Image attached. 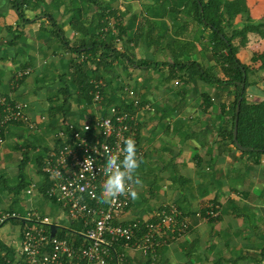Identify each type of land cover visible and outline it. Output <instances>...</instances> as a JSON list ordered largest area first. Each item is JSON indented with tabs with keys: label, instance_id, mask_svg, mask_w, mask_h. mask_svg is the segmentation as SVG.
Here are the masks:
<instances>
[{
	"label": "crops",
	"instance_id": "crops-1",
	"mask_svg": "<svg viewBox=\"0 0 264 264\" xmlns=\"http://www.w3.org/2000/svg\"><path fill=\"white\" fill-rule=\"evenodd\" d=\"M91 1L95 0H29L21 19L13 8L14 0H0V95L27 104L30 118L40 123L37 131L20 124L6 129L0 147V175L16 180L24 155L29 153L26 177L41 185L44 177L37 175L35 159L55 145L49 115L56 104L64 102L59 94L64 85L61 78L70 75L73 59L58 34L62 29L70 45L88 41L90 36L78 33L70 20L75 12L86 11L80 22L84 29H92L99 10ZM244 2L254 23L264 21V0ZM97 3L116 12L109 20L111 35L120 37L116 47L130 60L114 65L107 79L112 88L107 95L117 91L116 102L131 106L123 91L129 84L141 103L151 107V111L137 112V142L145 154L135 173L137 196L121 220L149 219L166 204L177 205L191 220L189 233L179 239L165 237L154 259L124 250L126 264H172L173 258L176 264H264V154L251 156L224 140L222 130L227 122L223 114L234 101L233 88L205 83L199 68L192 65L214 71V77L223 76L213 56L211 31L195 19L190 0ZM243 26L238 15L229 29ZM254 52H264V38L249 34L238 58L250 65ZM184 64L176 75L170 69ZM25 69L31 73L12 92L15 74ZM248 95L250 101H264V83L249 88ZM71 102L69 123L81 125L98 114L92 104ZM30 205L43 215L57 212L42 196ZM217 205L216 219L197 217Z\"/></svg>",
	"mask_w": 264,
	"mask_h": 264
},
{
	"label": "built area",
	"instance_id": "built-area-1",
	"mask_svg": "<svg viewBox=\"0 0 264 264\" xmlns=\"http://www.w3.org/2000/svg\"><path fill=\"white\" fill-rule=\"evenodd\" d=\"M30 73V69H25L15 74L12 92ZM90 84L92 105L98 114L81 125L65 122L55 132V145L42 163L48 181L45 192L40 194L39 182L31 181L23 193V213L0 211V227L10 220L23 223L18 243L14 242L12 247L5 245L7 250L0 251V264H126V249L154 259L165 237L179 239L189 233L190 217L175 204L163 205L149 219L124 223L122 214L130 209L133 198L127 193L114 199L103 196L108 154L122 157L124 141L131 137L139 160L143 159L145 152L137 142V112L151 111V107L142 104L134 89L125 84L123 91L131 100L133 112L112 105L107 108L109 116H105L102 104L106 83L91 79ZM0 108V147L6 129L12 124L23 125L30 131L39 130L40 123L30 118L27 104L0 95ZM129 187L135 191L134 182ZM38 196L56 207V218L42 216L32 208L30 204ZM218 216L219 206L209 207L205 216L197 214L204 221ZM66 223L69 227L73 224L79 227L75 234L79 241L70 234L58 237L61 231L70 232ZM52 225L58 226L54 237L50 235Z\"/></svg>",
	"mask_w": 264,
	"mask_h": 264
},
{
	"label": "trees",
	"instance_id": "trees-1",
	"mask_svg": "<svg viewBox=\"0 0 264 264\" xmlns=\"http://www.w3.org/2000/svg\"><path fill=\"white\" fill-rule=\"evenodd\" d=\"M27 1L29 0H14L13 8L21 19L24 18V7ZM190 1L193 3L195 19L211 31L210 41L213 45V56L217 64L221 67L220 70L223 76L221 78L214 77L212 75L214 71L204 69L196 63L192 65L196 69L199 68L200 77L205 83L233 88L234 101L232 106L228 108V113L223 114L227 123L225 122L226 124L222 130V137L229 144L235 145L233 137L237 124V139L239 145L247 151V154L256 157L261 156L264 154V101H250L248 99V90L253 86H257L260 82L264 83V52H254L250 65H244L239 60L238 53L241 48L246 47L249 34H256L264 38V21L254 23L251 20L244 0L235 2H229L227 0ZM89 4L99 10L92 29H84L83 23L80 22L86 11L80 10L78 13L75 12V18L70 20L72 27L78 33L85 35V37L90 36L88 41L82 40L80 43L70 45L62 29H60V33L58 34L59 40L73 56V59L69 63L70 75H65L63 79L61 78L64 85L59 94L63 96L64 102L62 104H56V107L52 109L49 115L48 128L54 132L67 122L70 108L72 107L71 101L75 100L77 104L84 106H90L92 104L91 92L93 91V86L90 84L91 79H101L106 83V88L103 91V115L109 116L107 108L112 105L121 108L126 107L127 111L130 112L134 110L132 105H120L116 102L114 97L117 91H112L111 94H108L109 96L107 95L108 90L112 89L109 88L111 85L110 83L107 84V79L112 76L116 62L128 61L130 63L128 56L116 47L120 37L112 36V31L109 29V20L116 17V12L98 4L97 0L94 2L91 1ZM238 15L242 16L244 26L241 29L230 32L229 28ZM225 22L227 25H224ZM236 41H238L237 44L235 43ZM186 66L187 64L173 65L170 66V69L176 75ZM23 81L24 79L20 81V85ZM209 106L210 103L207 107ZM239 106L240 111L237 113ZM224 107H222V110H224ZM50 151L51 148L43 150L35 159L37 175L44 177L39 187L40 194H43L48 186L46 176H43L42 163L44 160L43 155L46 154L47 156ZM28 162L29 153H26L16 180H12L6 175H0V211L23 213V193L30 184L25 174V167ZM78 230L79 227L73 224L69 229V233L61 231L58 233V237L63 238L70 234L79 241L80 237L75 235L78 233ZM6 250L5 245L0 244V251Z\"/></svg>",
	"mask_w": 264,
	"mask_h": 264
},
{
	"label": "clouds",
	"instance_id": "clouds-1",
	"mask_svg": "<svg viewBox=\"0 0 264 264\" xmlns=\"http://www.w3.org/2000/svg\"><path fill=\"white\" fill-rule=\"evenodd\" d=\"M122 157L116 153L108 154L105 164V180L103 182V196L114 199L128 194L135 199L137 192L130 189L132 182L139 184L135 173L141 161L138 158L136 143L131 137L125 139L122 148ZM172 264H176L173 258Z\"/></svg>",
	"mask_w": 264,
	"mask_h": 264
},
{
	"label": "rangeland",
	"instance_id": "rangeland-1",
	"mask_svg": "<svg viewBox=\"0 0 264 264\" xmlns=\"http://www.w3.org/2000/svg\"><path fill=\"white\" fill-rule=\"evenodd\" d=\"M45 204H50L48 203L47 200H45ZM25 202H23L22 207L24 208ZM36 210V209H35ZM40 214L43 216V212L38 210ZM47 216H50L51 218H56L54 213L52 215L47 214ZM68 226L67 228L70 229L69 224L66 223ZM22 223L16 220H10L8 221L5 225L0 227V244L1 245H10L11 247L14 246V242L18 243L19 241V235L20 232L22 231ZM67 229V230H68Z\"/></svg>",
	"mask_w": 264,
	"mask_h": 264
},
{
	"label": "water",
	"instance_id": "water-1",
	"mask_svg": "<svg viewBox=\"0 0 264 264\" xmlns=\"http://www.w3.org/2000/svg\"><path fill=\"white\" fill-rule=\"evenodd\" d=\"M244 78H245V76H244ZM239 111H240V106L237 108V113H239ZM237 135H238V125L236 124L235 129H234V137H233V140H234L236 146L239 149L243 150V147H241L239 145V143H238ZM57 229H58V226H56V225L50 226V235H51V237H54L56 235Z\"/></svg>",
	"mask_w": 264,
	"mask_h": 264
}]
</instances>
